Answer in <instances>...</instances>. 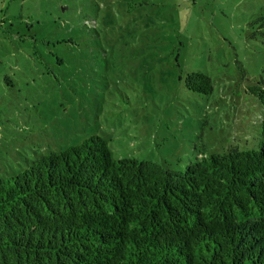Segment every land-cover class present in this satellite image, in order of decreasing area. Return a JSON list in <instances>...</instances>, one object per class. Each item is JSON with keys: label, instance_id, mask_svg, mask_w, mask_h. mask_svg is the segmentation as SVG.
I'll return each instance as SVG.
<instances>
[{"label": "rangeland", "instance_id": "374dc122", "mask_svg": "<svg viewBox=\"0 0 264 264\" xmlns=\"http://www.w3.org/2000/svg\"><path fill=\"white\" fill-rule=\"evenodd\" d=\"M260 82L264 0H0V179L95 135L180 172L257 149Z\"/></svg>", "mask_w": 264, "mask_h": 264}, {"label": "trees", "instance_id": "16d2710c", "mask_svg": "<svg viewBox=\"0 0 264 264\" xmlns=\"http://www.w3.org/2000/svg\"><path fill=\"white\" fill-rule=\"evenodd\" d=\"M209 95L210 78L187 74ZM258 148L203 152L184 172L115 159L91 136L0 179V264H264V83Z\"/></svg>", "mask_w": 264, "mask_h": 264}]
</instances>
